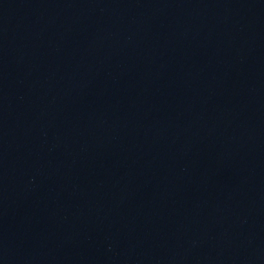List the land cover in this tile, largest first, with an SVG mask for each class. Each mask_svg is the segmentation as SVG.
Returning <instances> with one entry per match:
<instances>
[{"label":"water","instance_id":"water-1","mask_svg":"<svg viewBox=\"0 0 264 264\" xmlns=\"http://www.w3.org/2000/svg\"><path fill=\"white\" fill-rule=\"evenodd\" d=\"M0 264H264V0H0Z\"/></svg>","mask_w":264,"mask_h":264}]
</instances>
